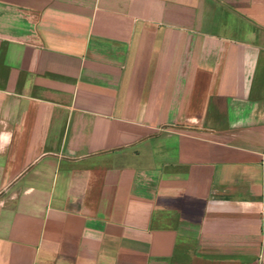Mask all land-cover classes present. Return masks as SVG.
<instances>
[{"label": "crops", "instance_id": "crops-1", "mask_svg": "<svg viewBox=\"0 0 264 264\" xmlns=\"http://www.w3.org/2000/svg\"><path fill=\"white\" fill-rule=\"evenodd\" d=\"M0 264H264V0H0Z\"/></svg>", "mask_w": 264, "mask_h": 264}]
</instances>
